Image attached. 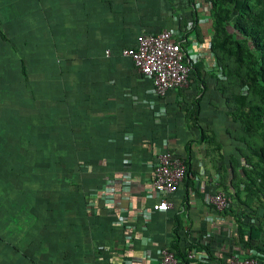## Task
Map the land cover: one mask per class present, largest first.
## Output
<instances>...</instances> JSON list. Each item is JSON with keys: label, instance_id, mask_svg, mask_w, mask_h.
<instances>
[{"label": "crops", "instance_id": "1", "mask_svg": "<svg viewBox=\"0 0 264 264\" xmlns=\"http://www.w3.org/2000/svg\"><path fill=\"white\" fill-rule=\"evenodd\" d=\"M210 13L205 0H0V264H157L173 245L197 249L180 264L245 255L243 159L207 74ZM164 30L202 66L159 98L121 50ZM165 152L187 167L173 194L152 188ZM197 185L232 205L217 211ZM161 201L171 208L153 210Z\"/></svg>", "mask_w": 264, "mask_h": 264}, {"label": "trees", "instance_id": "2", "mask_svg": "<svg viewBox=\"0 0 264 264\" xmlns=\"http://www.w3.org/2000/svg\"><path fill=\"white\" fill-rule=\"evenodd\" d=\"M205 1L211 4L213 11L209 50L215 57V66L207 74L215 82V95L222 106V116L228 122L226 131L228 134L232 131L229 136L239 146L237 151L249 167H242V176L253 185L252 192L264 195V0ZM181 46L186 50V45L181 43ZM187 59L186 55L185 63L190 66L192 80L201 74L202 64H193ZM223 78L230 80L227 83ZM200 83L204 87L194 102L196 109L207 90L203 78H200ZM242 89L246 94L241 93ZM254 134L260 141L257 146L248 141V137ZM190 145L191 142L188 148ZM243 148L249 154H244ZM253 157L256 162H253ZM237 190L236 187L238 197ZM248 209L252 210V207ZM258 217L254 219L246 213L234 219L241 251H254L259 264H263L264 210ZM200 248L206 250L204 246ZM169 250L175 253L179 264L187 261L186 254L179 252L174 245ZM194 250L197 251L196 248Z\"/></svg>", "mask_w": 264, "mask_h": 264}, {"label": "built area", "instance_id": "3", "mask_svg": "<svg viewBox=\"0 0 264 264\" xmlns=\"http://www.w3.org/2000/svg\"><path fill=\"white\" fill-rule=\"evenodd\" d=\"M181 40L170 30L158 34H141L137 38L134 49H123L121 55L129 57L136 72L152 79L153 89L159 98H164L169 92L188 88L191 84L190 66L185 63L186 55L181 46ZM108 54V52H107ZM187 167L183 159L169 152L162 153L157 158L153 170L152 188L156 192L173 194L186 177ZM203 199L217 211L224 212L232 205L230 196L220 190L213 193L201 191ZM171 206L165 202L153 206L155 211H167ZM245 255L232 254L220 264H259L254 251ZM197 251H188L186 258H196ZM264 263V260L262 261ZM157 264H179L175 253L162 249Z\"/></svg>", "mask_w": 264, "mask_h": 264}, {"label": "rangeland", "instance_id": "4", "mask_svg": "<svg viewBox=\"0 0 264 264\" xmlns=\"http://www.w3.org/2000/svg\"><path fill=\"white\" fill-rule=\"evenodd\" d=\"M209 6H210V15H213V11H212V6L211 4L209 3ZM211 23H212V18H211ZM212 35V34H211ZM230 79H227V78H223V81L224 82H229ZM241 93H244L246 94V90L245 89H242L241 90ZM248 141L252 143V145L254 146H257L259 144V139H258V136L256 134L252 135V136H249L248 137ZM225 139H222V141H224ZM243 153L244 154H249L248 150H246L245 148H243ZM253 162H256V158H252ZM242 167L243 168H246L247 167V163L245 162V159L243 160V163H242ZM243 168H241V177H240V180L237 181V185H239V194L240 193H244L242 195V197L240 199L238 198L237 200V203H238V206L239 207H242L244 208L245 212H243L244 214H248L249 216L253 217L254 219H257L259 218V213H261L263 210H264V195L260 194V193H257V192H252L253 191V185L250 183L249 180L247 179H244V177L242 176V170ZM249 168V167H247ZM253 178L256 179V177L254 175H252ZM228 195L230 196L231 200H233V196H231V194L229 192H227ZM233 202V201H232ZM247 202L249 203V205L247 206ZM250 206V209L252 207V210H249ZM258 215V216H257ZM261 217V216H260Z\"/></svg>", "mask_w": 264, "mask_h": 264}]
</instances>
